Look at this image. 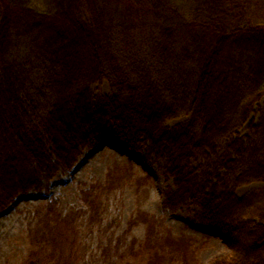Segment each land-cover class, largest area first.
Listing matches in <instances>:
<instances>
[{
    "label": "trees",
    "instance_id": "obj_1",
    "mask_svg": "<svg viewBox=\"0 0 264 264\" xmlns=\"http://www.w3.org/2000/svg\"><path fill=\"white\" fill-rule=\"evenodd\" d=\"M99 144L147 145L172 182L162 208L195 207L229 248L211 264H264V0H0V212L49 194ZM119 171L82 183L83 207L38 208L16 264H92L81 226L129 183ZM146 238L159 246L143 248L147 264H191L193 237Z\"/></svg>",
    "mask_w": 264,
    "mask_h": 264
},
{
    "label": "rangeland",
    "instance_id": "obj_2",
    "mask_svg": "<svg viewBox=\"0 0 264 264\" xmlns=\"http://www.w3.org/2000/svg\"><path fill=\"white\" fill-rule=\"evenodd\" d=\"M34 1L44 7L48 0ZM99 90L103 93L108 92L109 84L103 83ZM252 116L258 118L257 113ZM185 120L186 117H180L169 120L166 125L174 127ZM242 129L241 133H245L246 130ZM139 148L134 149L121 144H99L86 152L68 176L53 180L49 194L29 193L23 198L18 197L13 205L0 212V264H16L20 260L25 252L28 228L35 222L34 212L38 208L51 199H57L59 208L64 212L72 206L83 207L81 184L85 183L87 186L95 180L103 181L108 170L113 167H119L118 177L129 183L115 193L107 195L109 197L107 201L111 204L109 203L104 217L94 221L95 230L90 228L88 231V221L81 226L82 242L89 245L91 242V247L96 248L84 252L90 254L89 260L95 257L92 264L109 262L147 264L144 261L143 248H150L155 252L159 247L145 242L151 228L157 230L160 235L172 232L184 238L193 237V240L190 238L186 256L181 255L182 261L189 259L191 264H211L216 258L228 256L230 250L223 240L194 218L195 207L192 210L175 213L162 208V191L172 182L165 180L159 163L154 158L145 160L147 145H140ZM146 175H149V178ZM136 183H142V186L137 188ZM259 186L261 182H254L239 187L236 192L241 198ZM41 196L44 198H39ZM144 214L159 218L161 221L150 222L147 228L145 223L140 222ZM101 244L103 247H99ZM104 260L107 262H103Z\"/></svg>",
    "mask_w": 264,
    "mask_h": 264
},
{
    "label": "water",
    "instance_id": "obj_3",
    "mask_svg": "<svg viewBox=\"0 0 264 264\" xmlns=\"http://www.w3.org/2000/svg\"><path fill=\"white\" fill-rule=\"evenodd\" d=\"M20 198H23V197H25V195H23L22 197L21 196H19ZM39 198H44L43 196H41V197H39ZM217 235H218V233H216ZM219 236V235H218Z\"/></svg>",
    "mask_w": 264,
    "mask_h": 264
}]
</instances>
